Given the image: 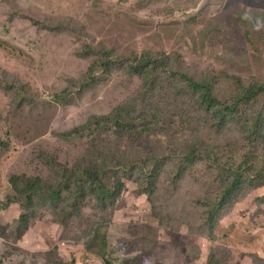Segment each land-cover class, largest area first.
Returning <instances> with one entry per match:
<instances>
[{"label":"rangeland","instance_id":"374dc122","mask_svg":"<svg viewBox=\"0 0 264 264\" xmlns=\"http://www.w3.org/2000/svg\"><path fill=\"white\" fill-rule=\"evenodd\" d=\"M61 23L68 27L58 28ZM103 45L113 52L111 72L100 69V82L81 92L82 77L96 61L87 53ZM143 51L158 59L169 55L171 71L214 77L218 97L229 100L232 77L264 82V0H0V140L9 144L0 148V264H208L212 254L225 264H264V184L242 188L212 231L202 202L217 195L221 180L211 161L187 159L204 141L221 144L227 157L239 148L243 161L237 125L217 130L212 112L168 79L138 98L141 79L125 67ZM68 88L70 100L54 102ZM137 98L149 113L136 112L133 128L99 133L98 149L112 163L121 147L139 162L162 158L152 198L123 178L112 209H98L89 197L80 218L63 224L47 202L24 227L11 176L64 181L67 167L95 158V136L67 140L60 134ZM255 155L264 160V149ZM103 216L107 221L100 222ZM103 224L108 244L102 257L85 231Z\"/></svg>","mask_w":264,"mask_h":264},{"label":"trees","instance_id":"16d2710c","mask_svg":"<svg viewBox=\"0 0 264 264\" xmlns=\"http://www.w3.org/2000/svg\"><path fill=\"white\" fill-rule=\"evenodd\" d=\"M62 27L67 28L68 26L63 23L58 25V28ZM244 35L252 43L251 33ZM86 49L91 48L86 46ZM87 55L92 56L96 61L90 65L88 75L82 77L84 82L81 83V92L99 83L98 71L103 69L110 73L114 63L110 61V58L113 57L112 50L104 45L102 48H93ZM158 57L159 59L150 51H143L139 55H132L127 59L125 69L130 72L129 74L141 79L138 98L151 95L166 79L170 82H177L182 87L183 94L192 95L197 105L212 112L215 119L214 127L217 130H223L230 123H235L245 142L243 149L246 152L243 153L244 159L240 162L237 156L239 148L228 150L230 151L229 157L225 155L223 146L217 143L207 144L200 141L202 146H207L202 148L197 144L189 149L187 159L193 164L196 162V158L211 161L213 164H210V167L215 170L216 178H219L222 183L216 196L203 198L202 202L205 207L204 217L207 226L213 231L217 227L221 212L237 199L242 188L246 186L255 188L264 184V160L260 156H254L255 150L264 149V82L256 77H251L248 80H244L240 76L232 77V79L235 78V90L229 100L223 101L216 93V88L219 85L217 79L206 74L197 76L171 71L172 68L169 64L171 57L167 54ZM171 75H175V78ZM86 77L88 78L86 79ZM103 78V80L106 79ZM71 97V89L68 88L61 95H56L54 102L62 104L64 99H66L65 102H68ZM138 98L133 105L120 103L111 112L92 116L84 124L60 134L67 140L95 136L91 143L92 157L95 158L86 165H82L78 161V168L67 167L63 174L64 181L51 183L39 176L18 174L11 176L10 181L15 191L20 195V198L16 196L13 199H18L24 209V213L19 218V222L23 223L24 227H27L35 217L39 205H46L47 202L53 204V207L59 211L55 219L63 224H68L74 218H80L78 216L80 207L89 197L94 199L98 209H112L125 187V178L136 181L137 187L140 185L139 192L148 194L152 198L153 187L157 182L156 173L163 161L162 158L148 157L144 162H139L137 159L125 156L121 147L118 159L112 163L107 155L104 158L101 156L105 150L98 149L99 133L108 132L110 129L133 128L135 124L132 121L135 120L136 112L149 113L147 107ZM8 147L9 144L5 140H0V148L7 149ZM178 175L182 176V166L179 168ZM105 221L107 218L101 217L100 222ZM103 228L104 224L85 231L88 236L91 234L94 236L91 246L92 249L96 248L97 250H92L93 253L102 257L108 244L107 232L103 231ZM210 257L208 264H225L216 254H212ZM106 264H111V262L106 260Z\"/></svg>","mask_w":264,"mask_h":264}]
</instances>
